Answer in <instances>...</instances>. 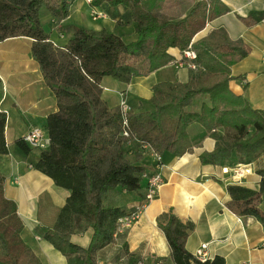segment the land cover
<instances>
[{"label":"trees","instance_id":"obj_1","mask_svg":"<svg viewBox=\"0 0 264 264\" xmlns=\"http://www.w3.org/2000/svg\"><path fill=\"white\" fill-rule=\"evenodd\" d=\"M76 1L0 0V43L18 37L32 40L30 54L56 101L57 111L47 116L44 125L49 147L38 153L33 168L69 196L54 226L41 230L43 239L68 264H99L98 253L117 244L123 264H163L128 252L125 233L116 234L117 223L134 208L105 205L107 193L117 188L126 193L144 189L150 165L138 163L147 157L143 146L164 164L166 158L191 153L197 146L187 133L192 124L214 140L213 150L199 156L202 165L232 168L252 164L264 155V111L253 109L244 95H235L228 86L234 79L231 68L248 55L249 48L240 39L232 40L224 28L195 39L209 22L228 13L220 0H91V6L116 26H131L134 39L125 42L105 29L75 27L69 39L53 46L40 23V10L44 8L61 23ZM263 20L264 11L241 19L246 26ZM170 49L180 52L187 81L153 85L147 101L150 110L137 112L129 105L124 126L119 107H109L101 97L102 80L128 85L149 76L174 62ZM187 50L195 53L194 60L184 58ZM5 124L6 116L0 111V156L7 154ZM16 144L25 155L31 152L23 139ZM256 174L258 191L237 184L227 185L226 190L237 215L252 217L264 227V216L253 205L264 195V169ZM3 189L0 172V264H40L21 237L22 220ZM157 224L169 247L170 263L224 264L221 257L200 263L185 249L193 225L178 219L171 209ZM87 228L92 230L88 246L74 244L72 235Z\"/></svg>","mask_w":264,"mask_h":264},{"label":"crops","instance_id":"obj_2","mask_svg":"<svg viewBox=\"0 0 264 264\" xmlns=\"http://www.w3.org/2000/svg\"><path fill=\"white\" fill-rule=\"evenodd\" d=\"M220 1L228 8V13L209 22L195 39L213 29L224 28L232 40L240 39L249 48L248 55L231 68L234 79L228 86L235 95H244L253 109L264 111V22L246 26L241 21L251 12L264 11V0ZM87 10L88 5L83 0H77L65 21L56 23L47 11H40V23L52 40H58L57 32L64 34V39L58 40L62 44L74 32L75 27L69 24L72 14L78 13L80 21V13H86L91 22L81 20V27L94 31L105 29L125 42L134 39L131 26H116L108 16L93 22ZM118 11L123 13L120 8ZM31 45L32 40L26 37L0 43V111L6 116L4 136L7 148V154L0 156L3 191L5 198L15 203L23 223L21 237L40 264H68L66 257L43 239L41 230L54 226L69 192L56 187L50 178L33 168L38 152L31 151L25 155L16 144L31 128L44 130L47 116L57 111L54 95L43 83L30 54ZM169 53L174 62L149 76L135 78L128 85L104 78L101 82L102 99L109 107H116L120 94L124 93L132 110H150L147 101L153 95V85L160 82L185 83L188 79V69L180 62V52L170 49ZM198 104V101L195 102L192 111L197 109ZM187 133L197 146L180 158L165 159L162 171L164 185L126 232L128 252L139 255L146 262L154 257L163 264H172L168 261L169 247L157 224L158 219L171 209L178 219L193 225L185 241V249L190 254L194 255L200 245L207 244L211 260L221 257L224 264H264V227L256 219L237 215L232 210L226 190L230 183L225 180L228 176L222 173L223 168L200 163L199 156L213 150L214 140L204 137L202 128L197 124L190 125ZM145 158H139L138 163L151 165V159ZM250 165L253 173L246 176L240 185L258 191L260 177L256 172L264 169V155ZM143 194L144 189L130 194L117 188L109 191L107 197L111 199V205L125 208L128 204L125 200L137 198L136 205ZM117 199L123 200L122 206L115 201ZM253 205L264 216V195L255 199ZM91 236L92 230L87 228L72 235L71 241L85 248ZM107 250L98 253L99 264H102L101 258L108 254Z\"/></svg>","mask_w":264,"mask_h":264},{"label":"built area","instance_id":"obj_3","mask_svg":"<svg viewBox=\"0 0 264 264\" xmlns=\"http://www.w3.org/2000/svg\"><path fill=\"white\" fill-rule=\"evenodd\" d=\"M90 9V17L93 22L105 19V15L96 7L91 6V0H84ZM264 22V20L262 21ZM64 36L58 32V40H63ZM58 40H52L53 46H59ZM184 58L194 60L196 55L192 50H187L183 54ZM193 68V66H192ZM120 112L123 116V125H127L126 115L130 111L127 97L124 93L120 94V102L118 104ZM127 136V133H124ZM23 141L28 145L31 151L41 152L49 147V138L44 130L40 128H31L23 137ZM143 150L147 151V157L151 159V165L147 173L144 175V194L142 200L134 207V211L129 216L121 218L117 223V233L124 234L142 215L148 205L154 200L159 188L164 185L165 179L162 171L165 164L156 153L149 151L147 146H143ZM222 173L228 177L225 179L230 184H242L243 179L253 173L250 164H238L232 168H223ZM200 263L211 261L208 254V245L202 244L193 255Z\"/></svg>","mask_w":264,"mask_h":264},{"label":"rangeland","instance_id":"obj_4","mask_svg":"<svg viewBox=\"0 0 264 264\" xmlns=\"http://www.w3.org/2000/svg\"><path fill=\"white\" fill-rule=\"evenodd\" d=\"M83 2L86 4V2L83 0ZM42 13H44V12H46V10L44 9V8H42L41 10H40ZM87 12H88V15H89V17H90V9H89V7H88V10H87ZM76 17H77V19H76ZM91 18V17H90ZM80 19L82 20V21H90L89 19H87V15H86V13H80ZM81 20L80 21H78V13L77 14H72V17H71V19H70V21H69V24L74 28V27H81L83 24H82V22H81ZM91 22V21H90ZM55 29L53 28V31H54ZM58 33V32H57ZM70 35V34H69ZM119 102H120V100H119ZM130 194H134V193H130ZM125 196H129V194H125ZM131 198V197H130ZM134 198H131V199H128V200H125V202H127L128 204H126L127 206L125 207L126 208V210H128V211H131L136 205H135V202L137 201V198H135L134 200H133ZM129 200H130V202H129ZM115 201H117V203L120 205V206H122L123 205V200H119L118 201V199L117 200H115ZM114 201V202H115ZM113 202V204L114 205H118V204H116V203H114ZM110 203H112V201H111V199L110 198H106L105 199V202H104V204L105 205H110ZM128 230H126V232H127ZM126 232H125V237H126ZM120 252H121V249H120V245H114V246H110V247H108V250H107V253L108 254H106L105 256H104V258H101L102 259V264H123V262L124 261H122V260H120V258H121V255H120ZM120 255V256H119ZM104 260V261H103Z\"/></svg>","mask_w":264,"mask_h":264}]
</instances>
